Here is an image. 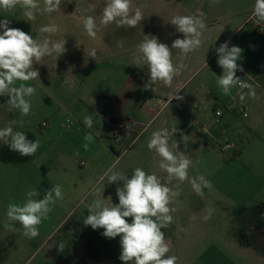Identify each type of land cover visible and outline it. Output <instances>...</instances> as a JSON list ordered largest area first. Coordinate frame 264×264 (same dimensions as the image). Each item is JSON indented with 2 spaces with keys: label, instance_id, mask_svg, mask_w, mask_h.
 Here are the masks:
<instances>
[{
  "label": "rangeland",
  "instance_id": "rangeland-1",
  "mask_svg": "<svg viewBox=\"0 0 264 264\" xmlns=\"http://www.w3.org/2000/svg\"><path fill=\"white\" fill-rule=\"evenodd\" d=\"M204 1V14L219 19V24L215 26L218 29L225 27L227 31L231 30L245 19H248V26H254L255 20H251L253 6L245 8L238 0H219L218 4L212 0ZM40 3L43 6V0ZM77 4V7L60 8L51 14L37 13L32 21L26 19L25 10L19 5L10 11L0 9V20L9 19V27L19 28L40 42L45 38L52 42L64 40L66 48V52L59 57L53 53L34 64L40 76L27 82L36 89L35 95L30 98L32 107L28 116L21 117L18 110L9 111L6 103L9 97L0 96V129L7 127L12 120L23 119L24 126L13 125L14 131H22L29 140L40 142L33 156H20L0 140V264H3L4 256H17L10 255L17 251V239L8 235L9 233L8 236L4 234L9 231L4 227L8 222V204H22L25 192L32 188L37 189L38 197L42 198L46 190L57 184L61 185L65 193L77 181L89 182L82 192L89 193L83 199H79L80 194L68 197L69 203L77 204L81 201L74 215L67 218L60 215L66 210L64 204L53 209H57L59 216L54 224H59L65 218L64 224L51 240L53 243L66 235L67 227L71 224L74 223L76 227L75 244L70 245L74 247V257L71 259L73 253L69 249L70 259H60L58 264H123L119 259L120 237L106 238L102 234V228L93 230L83 223L88 215V206L95 199V190L104 188L101 197H111V202L118 204V197L114 194L116 189L107 184L106 178L103 182H97L95 177L87 176L88 173L84 171L86 167L77 166L75 159H86L80 154L86 133H91L94 137L89 150L94 148L98 157L108 155V160L116 158L109 152L110 148H115L119 153L129 150L131 155L138 147L136 144L131 149L134 138L131 133L117 141L114 138L115 130L107 126L111 119L121 118L119 109L124 99L116 92V65L114 62L109 64L108 61L114 60V53H122V66H126L122 81L124 84L128 83L132 56L127 51L141 42L143 36L132 42H122V46L117 45L114 49V40L110 39L117 28L115 24H110L106 30L109 39L106 44L113 51L107 56V63L103 62V53H97L95 59L91 58L87 54V46L89 41L90 44L93 41L89 40L92 38L83 27V17L88 16L89 9L81 3ZM50 23L59 27L58 33L53 35L39 31ZM140 30L144 35H149L143 27ZM98 31L97 24L96 37L99 36ZM246 31L234 35L231 46L242 39ZM94 40L96 48L98 43L105 42L98 41V38ZM240 44L243 52L237 63L244 70L237 71L236 75L253 85L256 96H246L241 101L238 87L233 88L232 94L226 96L218 85L215 86L216 91L223 94V99L214 101V96H209L212 105L205 109L204 119L199 121V130L195 136H188L190 141L187 142L185 156L193 161L189 176H195L197 172L203 174L211 181L212 188H203L202 194H197L191 184L185 181L181 185L183 191L170 204V207L176 209L171 213L173 222L163 231L166 240L171 242L170 251L166 255L177 256V264H241L243 259H264V98L261 97L260 88L256 86L259 81L251 78L250 73H257L258 63L249 54L246 43L242 41ZM217 59L218 57L211 58L208 62L213 69L216 67V72L221 76L223 69L217 64ZM209 70L208 66L205 67L202 75H207ZM90 73L93 75L88 77ZM19 83L18 81L17 86ZM243 91L246 93L248 90ZM232 104L236 108L245 107L246 116L235 113L231 108ZM89 106H93L97 117L93 116ZM217 110L221 111L222 117L216 116ZM89 114L93 116L95 126L91 129L83 123L84 116ZM69 120L71 124L68 123ZM41 124L46 127L40 129ZM225 142L233 145L228 152L220 150ZM104 163L110 164V161ZM136 167L137 163H129L125 175L130 178L131 170ZM110 169L123 172L121 163H114ZM105 202L110 203V200ZM209 208L213 212L210 218L204 219ZM13 224L17 222H12L11 225ZM86 239L90 243H85ZM87 245L92 248L88 250ZM99 246L103 249L99 251L101 259L90 255V252L98 254Z\"/></svg>",
  "mask_w": 264,
  "mask_h": 264
},
{
  "label": "clouds",
  "instance_id": "clouds-1",
  "mask_svg": "<svg viewBox=\"0 0 264 264\" xmlns=\"http://www.w3.org/2000/svg\"><path fill=\"white\" fill-rule=\"evenodd\" d=\"M218 4L219 0H212ZM23 8L24 16L28 21L35 20L36 14H51L60 9L61 0H0V9L10 11L17 6ZM94 8L95 5H90ZM253 15L258 22H264V0H255ZM144 20L140 7L133 11L132 0H107L103 8L99 23L104 27L115 24L116 27L135 28ZM176 31L183 34V38H177L172 42L171 48L161 43L156 36L143 35V39L136 47L141 54L138 61H142L149 70V80L144 89L151 88L158 82L167 87L173 85L174 79L179 75V69L183 65H175L172 60V49H178L184 56L197 51L202 45V34L206 30L205 14L199 12L196 15H176L170 20ZM10 20H0V96H7L8 110H18L21 117L31 113L30 98L35 95L36 89L27 82L39 78L40 73L34 68L44 57L56 53L59 57L66 52L65 41L52 42L45 38L43 42L34 39L32 35L19 28L9 27ZM83 27L87 35L95 38L97 35V21L93 16L83 17ZM41 33L56 34L59 27L50 23L39 29ZM122 46V42H118ZM217 64L223 69V74L218 77L217 84L226 96L232 94L233 88H239V97L243 101L246 96L255 98L253 85L246 80H241L236 75L237 71H243V67L237 63L241 59L243 49L238 46L229 47V42L222 43L217 49ZM91 58L96 57V50L87 52ZM20 82L17 86V82ZM247 89L245 93L243 90ZM172 94L173 99L183 100ZM71 124V121L68 122ZM83 123L89 129L93 127V116H84ZM25 121L12 120L9 125L0 129V140L7 144L10 150L19 153L20 156H33L40 146L39 140H29L24 132L14 131L13 125L23 127ZM179 132L182 142L186 143L188 135L177 129L174 125L171 132L165 128L152 132L147 147L154 151L160 158L159 169L167 174V184L155 174H149L141 167H136L129 178L121 171L109 169L100 177L101 182L107 179V184L122 181L123 185L116 188L118 204L101 197L104 188H97L94 192L95 199L88 206V215L83 220L86 226L93 230L102 228L103 236L109 239L120 237L121 253L119 259L123 264H177L178 257L166 255L170 251L171 242L166 240L163 229L173 222L171 215L176 209L170 207L174 198L179 195V184L176 190L169 187L173 180L183 183L188 181L197 194H202L203 188H212V183L203 174L189 176V168L193 161L178 150V141L169 144L172 135ZM83 148L89 150L94 137L91 133L84 136ZM176 149V151H173ZM114 167V166H113ZM37 189H29L25 192V201L22 204L9 203L6 210L7 221L5 229H11L12 222H19L23 229V235L34 239L39 235V226L49 218L57 200L63 199L61 185L57 184L45 191L42 198ZM110 200V203H106ZM210 218L213 209L207 210ZM129 218L131 222H129ZM60 251L64 250V244L57 245Z\"/></svg>",
  "mask_w": 264,
  "mask_h": 264
},
{
  "label": "crops",
  "instance_id": "crops-1",
  "mask_svg": "<svg viewBox=\"0 0 264 264\" xmlns=\"http://www.w3.org/2000/svg\"><path fill=\"white\" fill-rule=\"evenodd\" d=\"M239 2H241V6H244L245 8L254 7L255 4V0H238V3ZM252 2L254 3L252 4ZM77 3H81L83 7L88 8V16H93L99 25V36L94 39L98 38V41H105L104 44H101V42L98 43L96 48V44H94L95 40L93 38L89 39L93 41V43L90 44L89 41L87 52L90 49H95L96 54L103 53V62L108 61L107 56L112 54L113 49L111 50L109 48L111 46L108 47L106 44V41L109 40L106 32L107 27H104L99 23L107 0H61L60 8H74L79 5ZM205 4L206 2L204 0H132L133 11L136 7H140L143 12L144 20L135 28L116 27L117 30L112 33V38L110 39L114 40L112 45H114V49H116L118 42L129 40L132 42L143 36V31L140 32L141 27H143V30L145 29L148 31L147 34L156 36L161 43H165L171 48L172 42L175 39L183 38V34L177 32L175 26L170 23L171 18L176 15H196L199 12L204 13L203 9ZM90 5H95V7L91 8ZM251 20H255L253 27L248 26L246 24L248 19H245L236 28L227 31L225 27H223V29L215 27L219 24V19L205 15L207 28L202 34L201 47L197 51L191 52L186 56L182 55L178 49H172L173 63L178 67L182 64L183 67L179 69V75L174 79L171 87H167L159 82L156 85H152L153 88H156L155 92L152 91L151 88L148 90L144 89V85L149 80V70L142 61H138V57H140L141 54L136 46L131 48L130 51H127L129 52V55L132 56L130 63L131 77L129 78L130 81L125 84L124 81H122V73L126 67L122 66L123 55L122 53H114L113 55L116 57L113 61L109 60L108 63L111 64L114 62L116 65V92L118 95L121 94V96L124 97L119 109L121 118L118 120L128 119L134 123V127L132 126L128 133H131L134 137L132 139L131 149L136 144H138V147L131 155H129V150H124L119 153L114 148V152H109L115 155V160H108V155L98 157L97 151H94V148H91L89 151H85V149L82 148L80 154L86 159H75L77 166L80 168L86 167L84 171L88 173L87 176L95 177V180L98 182L100 181V177L103 176L114 163H121L124 174H126L129 163H137L138 167H141L149 174L155 173L161 179L162 183L167 184V174L159 169L158 166L160 158L154 151L148 149L147 142L152 132L165 128L171 132L174 125H176L177 129L183 131L185 135L195 136V133L199 130V121L204 119L205 109H208L212 105L209 96H214V101L223 99V94L215 89V86L218 85L217 79L219 74L216 72V67L213 69L208 61L211 58L218 57L216 49L222 43L227 41L229 42V47H231L234 39L233 36L244 30H247L245 35H243L242 39L237 41L235 46L239 47L241 45L240 42L242 43V41H244L249 47V54L255 58V61H257V73H253L252 71L250 73L252 74L251 78L259 81L256 86L260 88L261 97L264 98V39H259L255 34L257 26L264 25V22H258L256 17L254 18V15ZM207 66L210 70L209 73L204 76L202 75V71ZM93 74H96V72ZM93 74H88V77H91ZM177 91V95L182 96L183 100L173 99L170 102V97ZM249 107L251 110L253 109L251 104ZM89 108L93 113V116L97 117L98 114L93 109V106H89ZM222 115L220 117H222ZM107 126L114 130L110 121ZM44 127H46L45 124L40 125V129ZM93 127H95L94 122ZM126 134L121 137H116L114 131V138L118 141L125 138L127 136ZM173 141L179 142L178 150L186 155V145L190 140H187L186 143L182 142V137L179 132H177L170 137V146ZM229 144L232 145L231 142ZM173 151H176V149H173ZM107 161H110V164L104 163ZM80 162H83L84 164L81 166L79 164ZM132 172L133 170H131V173ZM88 184L89 182H75V184L71 185L72 187L68 188L65 193L63 192V199L57 200L53 209L57 205L64 204L66 205V207L64 206L66 210L60 215L65 218L74 215L76 208L81 201L77 202V204L69 203L68 197L80 194L79 199L85 198L89 192L87 194L82 192ZM177 184H179L180 193L183 191V187L181 186L183 183L173 180L168 186L173 188V190H176ZM111 185L116 189L123 184H121V181H118ZM114 194H116V192ZM39 198H41V196L35 197V199ZM57 213V209L52 210L49 214V218L45 222L43 221L39 226V235L34 239H29L22 234L23 229L19 222L11 225V229L4 234L7 235L9 233L8 235H13L17 239V251L15 254L9 253L10 255L17 256H4L3 264H58L60 259H70L71 255L69 249L73 253L74 247H71L70 245L74 246L75 244L76 227L74 223L71 224L70 227H67L66 235H63L59 241L53 243L51 241L52 238L62 224H64L65 220L64 218L59 224H54L53 222L57 221L56 219L59 217ZM54 216L56 218H54ZM86 242L88 244L90 243V240L86 239L85 243ZM60 243L64 244L63 251H60L57 247ZM90 247L91 246L87 245L88 250ZM100 250H103L101 246H99L98 254L90 252V255H95L94 257L101 259ZM73 257L74 253L71 259H73ZM241 264H264V259H243Z\"/></svg>",
  "mask_w": 264,
  "mask_h": 264
},
{
  "label": "built area",
  "instance_id": "built-area-1",
  "mask_svg": "<svg viewBox=\"0 0 264 264\" xmlns=\"http://www.w3.org/2000/svg\"><path fill=\"white\" fill-rule=\"evenodd\" d=\"M258 35L264 39V25H258L256 29ZM231 108L234 110L235 113H240L244 116H246L245 112V107L239 106L236 108L235 104H232ZM222 115L221 111L217 110L216 111V116L220 117ZM134 127V123L128 119H122V120H117L112 122V127L115 130V136L116 137H121L122 135L128 133V131L131 129V127ZM69 129V127H67ZM232 149V145L229 144L228 142H225L222 146H220V150L222 152H228L229 150ZM81 166L84 164L83 162L79 163Z\"/></svg>",
  "mask_w": 264,
  "mask_h": 264
},
{
  "label": "trees",
  "instance_id": "trees-1",
  "mask_svg": "<svg viewBox=\"0 0 264 264\" xmlns=\"http://www.w3.org/2000/svg\"><path fill=\"white\" fill-rule=\"evenodd\" d=\"M255 34H256V36H257L259 39H261V37L258 35L257 31H255ZM117 120H118V119H116V120L111 119L110 122H112V121H117ZM110 150H111L112 152H114V151H113V148H110Z\"/></svg>",
  "mask_w": 264,
  "mask_h": 264
}]
</instances>
